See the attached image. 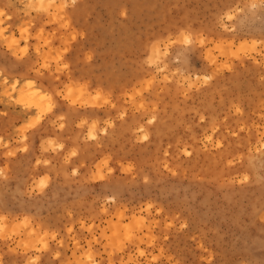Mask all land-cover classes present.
Returning <instances> with one entry per match:
<instances>
[{
	"label": "rangeland",
	"instance_id": "1",
	"mask_svg": "<svg viewBox=\"0 0 264 264\" xmlns=\"http://www.w3.org/2000/svg\"><path fill=\"white\" fill-rule=\"evenodd\" d=\"M49 2L0 0V264H264L260 0Z\"/></svg>",
	"mask_w": 264,
	"mask_h": 264
},
{
	"label": "snow or ice",
	"instance_id": "2",
	"mask_svg": "<svg viewBox=\"0 0 264 264\" xmlns=\"http://www.w3.org/2000/svg\"><path fill=\"white\" fill-rule=\"evenodd\" d=\"M75 2L76 0H72L71 6L75 7ZM52 6V0H50L48 7ZM70 5L67 3H64L62 5H60L61 8H68ZM251 7L253 9H255L256 7H258L257 4L253 3L251 5ZM259 7L264 9V0H260V4ZM47 9L44 6L43 0H40V8L38 9V11H46ZM5 16V12L4 11H0V37H3L4 41L7 43V46L9 48V50H11L13 48L14 45L17 44V41L13 38L11 40V42H8V36L5 35L7 29L5 27H3V17ZM9 20H11V17H8ZM228 20H232L233 16L232 15H228L227 16ZM221 20H223V17H221ZM169 41L171 43H181L185 46H190L193 43V40L191 38V36L189 34L186 33H180L179 37L175 40H173L171 37L169 38ZM159 42H157V44H153L152 47V55L148 56L147 58V64L149 67H152L153 65H156L157 67H159L158 64V60H159V56L161 54V50L160 48L157 46ZM199 43L202 45L204 43L203 39H201L199 41ZM24 51H27V49L25 48ZM166 55V53H165ZM45 67H47V65H45ZM66 67V65H65ZM206 79H210V77H206ZM10 81L9 80H5L4 83L7 85ZM17 83H20V81H17ZM149 83H151V81H149ZM26 85H27V89L29 90L28 94L29 96L32 98V102H26L24 100V93L23 90H21V99L17 100V103H23L25 108H32V107H41V105L35 103L36 98H39L40 102H43V105H46V107H42V110L39 112V114H37L34 118L33 121L29 122L28 124H26V128H34L41 120L42 116L45 113H51L53 111V109L56 107V104L53 100V97L51 95H48L47 93H42L41 91L36 90L38 88L37 84L32 80V79H27L26 81ZM13 89H15L16 84L12 85ZM72 93V89L69 88L68 89V94L64 96V99H69ZM57 95H60V93H58ZM99 98V97H97ZM107 102V101H106ZM61 120L64 119L63 116L60 117ZM151 123V121H149ZM86 123V122H85ZM61 128L64 127L63 124L60 125ZM93 128H95V125L92 126ZM96 137L92 134L91 131H89V139H95ZM145 139H147V137H144ZM59 147L63 148V145H59ZM11 154V153H9ZM76 152L72 151L71 152V156H76ZM39 163V162H38ZM75 174V173H73ZM3 170H0V176H3ZM103 176H100V179H103ZM46 186L44 183V180H41L40 182V187H44ZM3 217H0V220H2ZM0 231H2V229H0ZM55 238V237H53ZM129 239H131V235L128 237ZM141 255H143V253H141ZM89 259H91V257H89ZM31 264H35V261H32Z\"/></svg>",
	"mask_w": 264,
	"mask_h": 264
},
{
	"label": "bare ground",
	"instance_id": "3",
	"mask_svg": "<svg viewBox=\"0 0 264 264\" xmlns=\"http://www.w3.org/2000/svg\"><path fill=\"white\" fill-rule=\"evenodd\" d=\"M23 92H24V91H23ZM19 95H20V99H21V94L19 93ZM25 97H26V96H25V93H24V99H25ZM27 101H28V99H27Z\"/></svg>",
	"mask_w": 264,
	"mask_h": 264
}]
</instances>
